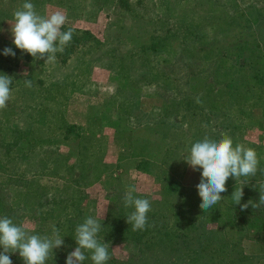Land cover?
Segmentation results:
<instances>
[{
	"label": "rangeland",
	"instance_id": "374dc122",
	"mask_svg": "<svg viewBox=\"0 0 264 264\" xmlns=\"http://www.w3.org/2000/svg\"><path fill=\"white\" fill-rule=\"evenodd\" d=\"M41 1L30 0L43 16ZM49 1L48 9L69 13L68 28L80 33L44 64L12 43L14 13L25 0H0V75L12 77L11 98L0 109V217L40 236L54 226L64 240L54 251L68 255L77 246L76 227L92 216L102 225L98 241L119 261L135 257L133 239L141 234L126 221L134 209L122 198L130 187L150 201L145 228L156 221L176 233L200 217L207 228L231 223L238 180L229 177L222 200L204 211L196 188L202 169L193 171L183 158L193 143L223 134L264 156L263 98L246 93V108L230 106L218 94L225 82L213 81L225 72L227 83L237 80L238 61L221 54L225 41L216 27L258 18L237 29L228 52L236 54L243 40V53L259 59L253 50L264 44L247 36L257 29L264 36V0ZM5 47L16 55H3ZM203 54L208 59L200 61ZM63 80L71 82L67 92L59 91ZM59 193L68 218L59 216L62 205L46 201ZM245 246L257 251L248 240Z\"/></svg>",
	"mask_w": 264,
	"mask_h": 264
},
{
	"label": "clouds",
	"instance_id": "9594fccd",
	"mask_svg": "<svg viewBox=\"0 0 264 264\" xmlns=\"http://www.w3.org/2000/svg\"><path fill=\"white\" fill-rule=\"evenodd\" d=\"M15 23L11 25L12 43L22 54H30L35 60H44V64L54 63L56 53L63 52L72 40V29L62 31L67 21L66 15L55 11L47 16L39 15L33 3L25 0L21 10L14 13ZM3 55L15 56L11 47L3 49ZM12 77L0 75V109L7 107L11 98L10 85ZM25 85L31 87V81L25 79ZM199 102V101H197ZM193 171H201L200 182L196 185L201 198L199 207L204 211L217 205L221 193L227 191L226 182L229 177L236 181L241 177H254L258 171V156L254 149L243 144L233 145L230 136L223 134L219 140H203L193 143L189 154L183 158ZM242 183L232 193L233 203L240 205L241 211L249 204L253 208L264 205V186L259 188V200L255 203L241 204L244 195ZM135 187H130L123 196L125 207L133 208L126 217L133 231L144 230L147 224V213L151 204L148 199L133 195ZM101 223L97 218L88 216L75 229L76 247L67 257L65 264H83L88 258L85 253H91L92 264H107L110 259L108 247L98 241ZM64 244L59 230L53 226L51 235L40 236L32 234V230L23 225H17L7 216L0 217V264H13L9 253H18L24 264H46L50 253Z\"/></svg>",
	"mask_w": 264,
	"mask_h": 264
},
{
	"label": "trees",
	"instance_id": "16d2710c",
	"mask_svg": "<svg viewBox=\"0 0 264 264\" xmlns=\"http://www.w3.org/2000/svg\"><path fill=\"white\" fill-rule=\"evenodd\" d=\"M66 17H69V13H67ZM257 21L258 18L251 16L245 18L237 26H231L228 29L219 30L220 27H216L220 35L219 40L225 41L219 46V49L222 51L221 54L234 62L238 61L235 67H233V73L237 80L233 81V84L232 81L227 83L228 74L225 72L220 78L214 79L213 81H224L226 85L223 90L218 92L219 96L222 100L225 97L228 98L226 102H229L230 106L234 103L242 109L246 108V102L251 101L250 98L247 99L246 93H252L254 95L252 97L257 96L258 98H263L262 103H264V84L262 83V75L264 74V49H262L263 47L257 48V46L254 48L253 52L257 51V54H259L258 60L252 57V54L243 53V50L240 49V47H244L245 42L243 40H238V43H235L237 45V49H235L237 51L236 54H230L228 49L230 46H233L231 44L235 41V36L238 35L237 29L239 27H248L252 22ZM235 23L237 24L238 22L235 21ZM68 26L65 23L62 30L65 29L67 31L71 29ZM257 30L259 31L250 34V37L247 36V38H252L249 41L255 44L261 41L263 46L264 36H259L260 33L262 34V30ZM77 31L80 33V30L72 28L74 35ZM193 34L197 35L199 32L195 30ZM76 39L79 38L75 35ZM239 39L242 38L240 37ZM198 57L200 61L208 59L205 54L199 55ZM78 75L79 73H75V76ZM255 78H259V80L257 82L253 81ZM248 82H252V89L250 86L247 87ZM70 83L67 80H63L59 91L66 90L67 92ZM205 94L210 96V91L206 89ZM240 95H244V97L240 98ZM255 107L256 103L253 102L252 108ZM259 108L263 110L264 105ZM38 116L44 119L47 117V112L42 111V114ZM43 122H47V120ZM161 122L163 121L161 120ZM30 124L31 122L26 124V128ZM163 132L166 133V131ZM159 134L164 137L162 139L166 140V136L162 133ZM258 160V171L254 177H241L238 179V188L241 187L242 183H247L243 185L244 195L241 199V204L248 203L249 201L255 203L259 200V188L264 186V156L258 158ZM46 201L57 202L59 205H62V212L59 216L69 217L68 212L64 210V207L67 208L68 206V200L66 202V199L61 197L60 193L55 196H50ZM48 211H51V209ZM231 218V223L223 219L217 222L218 226L207 228V221L203 217H200L176 233H169L165 227L157 226L158 223L155 221L144 230H141L138 238L133 239L136 243V248H134L135 257L119 261L111 258L110 255L107 264H259L257 258L264 257V205L259 208H253L252 204H249L247 209L241 211L240 205L233 203ZM247 240L255 245L254 248L257 251L249 252V250H246L245 241ZM85 255L88 258L83 264H92L90 258L91 253L86 252ZM9 256L13 264H24L18 253H9ZM66 257L67 255L65 253L53 250L46 264H65Z\"/></svg>",
	"mask_w": 264,
	"mask_h": 264
},
{
	"label": "crops",
	"instance_id": "0c3cea01",
	"mask_svg": "<svg viewBox=\"0 0 264 264\" xmlns=\"http://www.w3.org/2000/svg\"><path fill=\"white\" fill-rule=\"evenodd\" d=\"M49 2H50L49 0H42L41 3H40V5H39L40 6V9L43 12V16H47V15H49V14H51L53 12L52 10L48 9ZM65 12H63V13H65Z\"/></svg>",
	"mask_w": 264,
	"mask_h": 264
}]
</instances>
